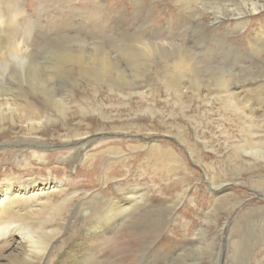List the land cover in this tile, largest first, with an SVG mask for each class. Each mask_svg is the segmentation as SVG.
I'll list each match as a JSON object with an SVG mask.
<instances>
[{
    "label": "rangeland",
    "instance_id": "obj_1",
    "mask_svg": "<svg viewBox=\"0 0 264 264\" xmlns=\"http://www.w3.org/2000/svg\"><path fill=\"white\" fill-rule=\"evenodd\" d=\"M0 97L67 264H264V0H0Z\"/></svg>",
    "mask_w": 264,
    "mask_h": 264
},
{
    "label": "bare ground",
    "instance_id": "obj_2",
    "mask_svg": "<svg viewBox=\"0 0 264 264\" xmlns=\"http://www.w3.org/2000/svg\"><path fill=\"white\" fill-rule=\"evenodd\" d=\"M9 102H11V104H9ZM32 103L33 102H31V104ZM21 104L17 103V100H13L9 98L5 99V98L0 97V112H10L13 110L17 113V117H18L21 115V110H22L21 108L22 106H20ZM26 111L27 110H25V112ZM30 114H27V115H30ZM22 118H23V115H21V119ZM15 124H12V125H15ZM26 124L31 125V121H29ZM35 126L36 125H34V127ZM0 127L3 128L4 125L0 124ZM15 179L16 178L14 177L8 176L4 178L5 183L3 181H0V264H67L66 261H67L68 254L71 253L72 249L79 247L81 243L80 240L76 239L73 243L71 242V244L68 247L66 244L64 247L61 248L62 246L61 244L64 242V239H63V236L60 234H59L60 236L58 235V237H55L54 236L55 234L53 235L54 232H52V230L54 228L52 229V227H54L53 225H55L53 222V219L44 220V221L39 220V217H40L39 215L41 213H43L44 211L48 213V211L50 210V206L48 205L47 201H49L48 199H49L50 193L53 192L54 189L57 188L55 185L56 183L54 184L51 181H42V182L26 181L25 182V180L20 181V182H14ZM52 184H54V186H52ZM59 189H61V187H59L58 190ZM54 192H56V190ZM59 244L60 246H58ZM77 262L78 261H76V263Z\"/></svg>",
    "mask_w": 264,
    "mask_h": 264
}]
</instances>
